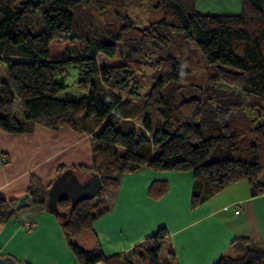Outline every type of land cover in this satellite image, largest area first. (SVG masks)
I'll use <instances>...</instances> for the list:
<instances>
[{"label": "trees", "instance_id": "16d2710c", "mask_svg": "<svg viewBox=\"0 0 264 264\" xmlns=\"http://www.w3.org/2000/svg\"><path fill=\"white\" fill-rule=\"evenodd\" d=\"M106 2L0 0V64L7 75L0 81V131L28 133L39 123L89 136L92 166L60 167L57 173L70 169L77 175L96 174L101 181L94 198L73 206L68 200L57 203L67 213L60 228L77 264H176L171 251L160 257L164 228L133 247L130 258H106L95 236L86 247L82 236L110 210L119 177L142 169L191 172V208L239 181L248 183L250 196L264 193V120L260 109L249 105V99L264 98V0H241L238 15L200 14L197 0H156L151 9L160 13L157 24L168 28L165 34L119 19V11L103 30L90 34L87 11L101 14L109 7ZM53 40L83 42L85 51L71 47L53 60L48 48ZM118 43L124 48L121 65L98 66L96 56L113 59ZM183 43L195 44L213 69L208 83L224 85L222 92L231 94L232 102L225 103L222 95L208 104L202 92L188 93L179 84L189 72L177 55ZM69 65L79 69L75 85L85 96L74 99L65 93ZM144 67L155 72L149 91L142 96L127 92L130 78ZM246 133L251 142L241 146L238 140ZM217 146L221 156L207 160ZM48 187L33 179L28 204L44 207ZM166 190L165 182H154L148 196L159 199ZM15 204L0 195V225L12 216ZM233 244L241 255L222 256L213 264H264V242L251 245L239 238Z\"/></svg>", "mask_w": 264, "mask_h": 264}, {"label": "crops", "instance_id": "0c3cea01", "mask_svg": "<svg viewBox=\"0 0 264 264\" xmlns=\"http://www.w3.org/2000/svg\"><path fill=\"white\" fill-rule=\"evenodd\" d=\"M195 9L200 14L238 15L241 0H197ZM21 114L15 113L16 118ZM0 158V195L16 202L28 193L33 179L46 188L60 167L92 166L88 135L69 127L53 131L39 123L28 133L0 131ZM77 176L83 181L89 175ZM118 180L110 210L82 236L85 247L95 236L106 258H130L133 247L159 228L167 232L160 257L171 251L176 264H213L222 256L238 257L242 251L233 242L239 238L251 245L264 242V193L250 196L246 181L230 184L191 208V172L142 169ZM154 182L167 185L159 199L148 196ZM28 203L29 197L26 207L0 225V258L9 257L16 264H77L60 228L63 219L43 205ZM235 204L241 206L238 214Z\"/></svg>", "mask_w": 264, "mask_h": 264}, {"label": "rangeland", "instance_id": "374dc122", "mask_svg": "<svg viewBox=\"0 0 264 264\" xmlns=\"http://www.w3.org/2000/svg\"><path fill=\"white\" fill-rule=\"evenodd\" d=\"M105 5L107 11L100 12L87 11V15L90 18V25L92 27L90 34L94 35V29L101 31L105 28L106 20L112 19L115 17L114 12L119 11L118 18H127L135 27L144 28L153 26L160 33L165 34L168 32V28L157 24L160 19V13L155 12L151 9L156 0H106ZM89 32V31H88ZM75 47L79 52L83 53L85 51V44L83 42H64L59 40H53L49 45V54L53 60H60L66 49ZM124 48L121 43H118L116 46V54L113 59H107L101 55L96 56V62L98 66H118L121 65L123 61ZM177 55L181 57V60L188 67V74L181 77L179 84L183 86L188 93L202 92L203 101L211 104L214 97L217 99L219 96H224L222 98L225 103L230 102L231 99L227 92L223 89L222 84L212 85L208 83V78L210 74L213 73V69L209 68L205 61L203 60L201 54L197 50L194 43H183L177 50ZM176 55V56H177ZM67 71L69 72V78L66 81L68 88L65 93L70 98H78L79 96H85L86 93L80 92L75 85L76 79L78 77L79 69L75 68L73 65L66 66ZM5 68L0 64V81L6 79ZM155 72L153 68L144 67L136 70V73L129 80V86L124 88L127 92L136 91L140 96L147 93L154 83ZM233 90V89H231ZM60 97L64 94L59 95ZM140 96L136 95V99L140 100ZM232 102V101H231ZM213 104V103H212ZM264 104V98L262 99H249V105L255 107V109H260L259 117L264 119V106L260 108L259 105ZM217 106L216 104L214 105ZM262 106V105H261ZM19 107L16 106L15 113L19 114ZM252 115V112H250ZM250 115V114H249ZM250 115V120L252 116ZM140 119V118H139ZM251 142V135L246 133L242 138L238 140V144L241 146H246ZM223 153L222 147L214 148L207 160H214L221 156ZM246 183V182H244Z\"/></svg>", "mask_w": 264, "mask_h": 264}, {"label": "water", "instance_id": "95a60500", "mask_svg": "<svg viewBox=\"0 0 264 264\" xmlns=\"http://www.w3.org/2000/svg\"><path fill=\"white\" fill-rule=\"evenodd\" d=\"M101 189V181L96 174H90L87 179L81 181L79 177L70 169L60 173L49 185L45 192L44 207L55 216L64 219L67 216L66 212L59 211L57 203L63 200H68L73 206L81 200L92 199ZM28 194L21 196L11 213L26 207ZM0 264H16L9 257L0 258Z\"/></svg>", "mask_w": 264, "mask_h": 264}, {"label": "built area", "instance_id": "2783aa9c", "mask_svg": "<svg viewBox=\"0 0 264 264\" xmlns=\"http://www.w3.org/2000/svg\"><path fill=\"white\" fill-rule=\"evenodd\" d=\"M0 160L2 161L3 158H0ZM234 208H235L234 213H235V214H238V213L240 212L241 206H240V204H235V205H234ZM25 229H26V230L30 229L29 225H26V226H25Z\"/></svg>", "mask_w": 264, "mask_h": 264}]
</instances>
